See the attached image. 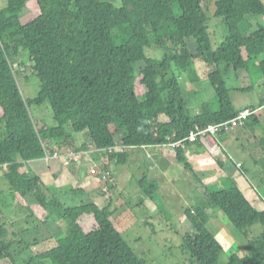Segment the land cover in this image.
I'll return each mask as SVG.
<instances>
[{
  "label": "trees",
  "instance_id": "1",
  "mask_svg": "<svg viewBox=\"0 0 264 264\" xmlns=\"http://www.w3.org/2000/svg\"><path fill=\"white\" fill-rule=\"evenodd\" d=\"M5 1L6 7L0 10V170L5 167L2 175L11 192L33 197L25 211L38 224L34 236H42L52 218L51 207L64 235L57 240L44 236L30 244L21 238L18 244L33 253L24 264H147L113 227L111 206L63 207L46 194L39 177L26 172L23 164L70 146L67 126L72 133L87 135L91 147L104 158L101 173H109V164H127L131 148L174 144L195 126L233 119L239 111L233 107L220 66L239 71L250 60L259 61L264 80V59H260L264 56V28L246 34L251 27L249 18L264 17V4L261 0H216L215 18L221 19L226 37L212 50L204 0H120V6L109 0ZM32 6L34 17L21 23L20 15ZM116 30L126 37L121 44L115 41ZM189 39L196 43V55L187 48ZM153 46L167 48L161 59L147 57L146 49ZM23 54L39 82L34 99L23 98L13 72L14 60ZM199 57L214 65L207 77L217 108L202 103L199 112L190 116L178 79L185 75L190 83L198 82L194 63ZM137 79L144 89L140 95ZM46 103L54 126L37 129L30 109ZM116 146L126 148L117 153ZM173 150L176 161L205 191L204 199L184 211L194 234L185 235L180 249L191 264H218L222 253L206 227L208 210L222 212L245 237L252 226L260 225L262 233L249 242L248 254L242 258L231 255L228 261L264 264V210L254 208L233 183L208 194L181 146ZM157 188V184L151 185L144 193L153 199ZM83 228L91 231L85 233ZM7 236L6 224L0 222V262L15 264Z\"/></svg>",
  "mask_w": 264,
  "mask_h": 264
},
{
  "label": "rangeland",
  "instance_id": "2",
  "mask_svg": "<svg viewBox=\"0 0 264 264\" xmlns=\"http://www.w3.org/2000/svg\"><path fill=\"white\" fill-rule=\"evenodd\" d=\"M109 1L116 6H120V0ZM215 2L216 0H204L202 3L204 14L207 19L206 25L208 27V35L212 50H215L226 37V29L221 19L215 18ZM261 2L264 4V0H261ZM32 18L33 15L25 12L23 17L20 18V21L25 24ZM249 24L251 27L247 30L246 34L248 35L259 30L260 27L264 28V17H252L249 19ZM113 34L118 44H121V39L126 38L118 30L114 31ZM185 43L189 52L196 55L195 41L189 39L185 41ZM166 49L161 50L153 46L146 49V55L150 58L161 59L163 53L167 52ZM260 59L263 60L264 56L262 55ZM28 62L26 55H21L20 58L14 60L13 72L22 96L25 99H34L38 94L39 82L32 74V66L29 65ZM258 63L259 61L250 60L245 70L236 72L228 71V68L220 66L224 85L225 88L230 91L231 100L240 98L241 102L255 104L256 91L261 88V82H263V76L258 68ZM194 66L200 80L197 87L194 88L192 87L193 85H189L192 83L189 82L185 75L180 76L178 79L182 89V97L187 104L190 116H194L199 112L202 103L210 104L213 109L217 108V100L207 77L211 71L215 70L214 65H211L207 61H203L202 58L199 57L195 59ZM139 67L140 65L137 66L136 73L139 72ZM23 75L27 77L26 81L22 79ZM138 80L139 79L136 80V92L140 95L144 92V89L137 83ZM193 88L198 90L197 96H194L192 92ZM238 90L246 91L244 93H237ZM30 113L37 129L41 127L51 128L54 126L48 103L41 107H31ZM252 130L255 132L259 130L260 135H263L264 124L261 127L256 125L252 127ZM66 131L70 133L73 138H76V141H79L78 147L83 146L82 148L84 149L90 147V150H93L91 143L88 138H86L87 135L85 136L84 133H72L69 126L66 127ZM250 134H252V131H250ZM262 138H264V135ZM70 143V148L77 151L80 150L74 147L72 140ZM55 153L56 152H54V154ZM85 156L86 154L83 155V157ZM131 156L132 159H130V161L128 160L125 165L116 163L109 164V172L116 179V182H114V189H111L112 185L109 184L110 180H107V178L111 177L110 174L106 171H102L101 173L100 169L103 170L102 166L96 170L92 167L93 164L91 162H89L88 165L87 163H83L84 170L92 167L90 175H93V178L97 173L99 177L97 183H99L101 190H104L96 193V196L93 197L94 200L96 199L94 203L100 208H104L107 205L111 206L110 209L112 214L110 221L113 227L122 235L123 239L128 243L134 253L147 264H191L189 256L180 249L185 235L194 234L192 227L186 221L184 211L204 199L205 191L192 181L189 173L184 169L182 164L175 161L176 159H171V163L169 164H166V161V165L161 172L160 169H151L147 164V158L142 152L137 154L132 151ZM80 158L81 156H78L77 160ZM235 160L243 162V169H237V172L241 173V171H244L251 186L254 188V190H244V196L247 199L250 198L252 193H254L255 196L256 194L264 196V159L260 158V162L257 165H252L250 159L246 157L244 159L237 157ZM97 166L96 164V167ZM101 176H106V179L102 180L103 178ZM163 177L165 181L161 182L162 187L160 189L159 182ZM154 184H157L158 190L152 194L153 199H150L145 195L146 191L144 193V190L149 189L151 185ZM8 186V183L0 173V193L5 194L7 190L8 193L11 192ZM226 187L228 188L229 186ZM219 189H225V186L220 187L214 185L207 188V193L211 194ZM72 199V201H74L73 204H68L69 206L67 207L93 203L88 202L87 198H81V200ZM150 200L153 202L151 203ZM249 202L254 208H257L256 202L251 198ZM142 203L144 205H142ZM150 206L152 208L155 207V209L152 210ZM51 208L53 214L50 221L55 222L58 226V219L54 212L55 209L53 207ZM208 215L210 220L206 227L222 247V253L220 254L218 264H230L228 259L231 255H237L240 258L245 257L250 250L248 246L249 242L262 233V227L260 225H254L247 231V236L245 237L229 223L222 212L218 210H208ZM85 217L87 216H83L82 218ZM10 221V219L5 220L0 217V222H4L8 229L6 240L12 244L10 253L14 263L24 264L33 253L27 251L28 248L24 245L18 244V241L22 238L23 241L30 244L34 239L43 238L49 234L45 229L41 231L42 236L39 234L38 237L34 236V234H36V228H34V226L38 224L35 220L29 219L28 215L25 217L24 221L19 220L15 223H11ZM58 229H60V227ZM26 230L30 232L28 233ZM83 231L88 233L91 230L86 232V229L83 228ZM15 237H17V239H15ZM63 237L64 235L58 239ZM38 249L42 251L43 248ZM33 252L35 254L37 253V251ZM0 263L10 264V261L4 260ZM42 264L50 263L43 262Z\"/></svg>",
  "mask_w": 264,
  "mask_h": 264
},
{
  "label": "crops",
  "instance_id": "3",
  "mask_svg": "<svg viewBox=\"0 0 264 264\" xmlns=\"http://www.w3.org/2000/svg\"><path fill=\"white\" fill-rule=\"evenodd\" d=\"M5 7L6 1L0 0V10H3ZM25 12L33 15L34 17V6H32V9L27 8L20 15V18L23 17ZM28 64L31 65L29 62ZM22 79L26 81L27 77L23 75ZM199 83L200 80L189 85H193L192 87L195 88ZM194 88L192 92L194 93V96H197L198 90ZM231 101L236 111H240L244 108H253L257 111L253 118H251V120L249 119L242 126L236 127L216 137L207 138L204 141L189 143L183 146L182 150L186 160L192 167L193 172L206 188H210L214 185H218L220 187L225 186V188H227L226 186L233 183L245 195L244 190H254V188L251 186L244 171H241V173L237 172V169H243V162L236 161L235 159L237 157L243 159L246 157L250 159L252 165H257L260 162V158L264 159V138H262L264 133L263 135H260L259 130L256 132L252 130V127H255L256 125L261 127L264 124V80L261 82V88L256 91L255 104L241 102L240 98H234ZM250 131H252V134H250ZM68 134L69 136L71 135L70 133ZM70 137L74 143V147L78 150L80 149L79 151L68 146L59 151H55L57 153L52 156H47L43 159L29 161L23 164V168L26 172L33 173L39 177L41 183L47 191L46 194H48L49 197L56 199L63 207L69 206L68 204H73L74 201H72V198H75V200L87 198L88 202L94 203L96 199L94 200L93 197L96 196V193L104 191L101 190L99 183H97L99 181L97 173L94 175V178L93 175H90L92 167L96 170L101 166L102 168L104 167L105 162L102 154L95 152L94 149L90 150V147H87L88 149L82 148L83 146L78 147L79 141H76V138H73L72 135ZM132 151L137 154L142 152L147 158V164L151 167V169H160L161 172L166 164L171 163V159H176L175 152L170 144L131 148L129 150V161L132 159ZM68 152L79 153L81 158L69 165H64L63 161L65 160ZM84 154H86L85 157H83ZM166 161L167 163L165 164ZM89 162H91L93 166L84 170L83 163H87L88 165ZM96 164L98 165L97 167ZM108 167L107 170L109 172ZM3 171L4 170L2 168V171L0 170L1 175ZM109 174L111 176L108 178L110 180L109 184L112 185L111 189H114V182H116V179L110 172ZM190 178L192 179L191 176ZM163 181H165L164 177L160 179V189L162 187L161 182ZM250 198L256 202L257 210H264V196L257 194L255 196V194L252 193ZM249 199L247 200L249 201ZM33 201L34 199L32 196L22 198L13 192L8 193V190L5 194L0 193V217L5 220L10 219L11 223H15L19 220L24 221L25 217L28 215L25 208L30 206ZM152 202L153 201H151V203ZM94 204L98 206L96 203ZM142 205L144 204L142 203ZM154 209L155 207L152 208V210ZM58 228L59 227L55 224V222L50 221L46 224L44 230L46 229L49 236L57 240L59 237L63 236V232H61Z\"/></svg>",
  "mask_w": 264,
  "mask_h": 264
},
{
  "label": "built area",
  "instance_id": "4",
  "mask_svg": "<svg viewBox=\"0 0 264 264\" xmlns=\"http://www.w3.org/2000/svg\"><path fill=\"white\" fill-rule=\"evenodd\" d=\"M256 111H257L256 109L244 108L237 113L236 117L226 122H222L214 125H208L206 127L195 126L192 130H190V132L188 133L187 137L184 140L170 145L172 146V148H174L175 146H181L182 148L183 146H185L183 145L184 142L196 143L198 141H204L207 138L216 137L236 127L242 126L250 119L251 116L255 115ZM125 148L126 147L123 146H116L114 148V151L117 153H121ZM78 156L79 153L68 152L67 156L65 157V160L63 161L64 165H69L70 163L75 162L78 159ZM3 168L5 169V167ZM105 177L106 176H102L103 180L106 179Z\"/></svg>",
  "mask_w": 264,
  "mask_h": 264
}]
</instances>
